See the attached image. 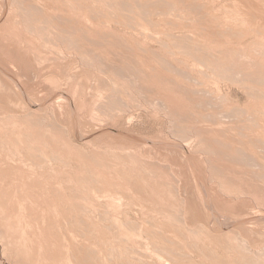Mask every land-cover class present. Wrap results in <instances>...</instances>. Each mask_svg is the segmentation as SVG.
Masks as SVG:
<instances>
[{
    "label": "rangeland",
    "instance_id": "374dc122",
    "mask_svg": "<svg viewBox=\"0 0 264 264\" xmlns=\"http://www.w3.org/2000/svg\"><path fill=\"white\" fill-rule=\"evenodd\" d=\"M0 135V264H264V0H0Z\"/></svg>",
    "mask_w": 264,
    "mask_h": 264
},
{
    "label": "bare ground",
    "instance_id": "6f19581e",
    "mask_svg": "<svg viewBox=\"0 0 264 264\" xmlns=\"http://www.w3.org/2000/svg\"><path fill=\"white\" fill-rule=\"evenodd\" d=\"M33 1H34V0H33ZM96 1H97V0H96ZM101 1H102V0H101ZM104 1H105V0H104ZM106 2H107V1H106ZM30 3H32V2H30ZM167 3H168V2H167ZM151 4H152V3H151ZM163 4H164V3H163ZM195 4H196V3H195ZM24 5H25V4H24ZM26 5H27V4H26ZM134 5H135V4H134ZM185 5H186V4H185ZM161 6H163V5H161ZM22 7H23V6H22ZM142 7H143V6H142ZM147 7H148V6H147ZM155 7H156V6H155ZM29 8H30V7H29ZM131 8H132V7H131ZM175 8H176V7H175ZM187 10H188V9H187ZM31 12H32V11H31ZM152 12H154V11H152ZM179 12H180V11H179ZM41 13H42V12H41ZM93 13H95V12H93ZM191 13H192V12H191ZM227 13H228V12H227ZM117 14H118V13H117ZM28 15H29V14H28ZM34 15H35V14H34ZM162 15H163V14H162ZM182 15H183V14H182ZM150 16H151V15H150ZM150 16H149V17H150ZM151 17H152V16H151ZM42 18H43V17H42ZM139 18H140V17H139ZM175 18H176V17H175ZM231 18H232V17H231ZM39 19H40V18H39ZM59 19H60V18H59ZM140 19H141V18H140ZM244 19H245V18H244ZM26 20H27V19H26ZM50 20H51V19H50ZM242 20H243V19H242ZM51 21H52V20H51ZM57 21H58V20H57ZM32 23H33V22H32ZM137 25H139V24H137ZM70 27H73V26H70ZM146 27H147V26H146ZM149 30H150V29H149ZM51 32H52V31H51ZM81 33H82V32H81ZM78 34H79V33H78ZM227 36H228V35H227ZM112 37H113V36H112ZM79 38H80V37H79ZM95 38H96V37H95ZM105 38H106V37H105ZM56 39H57V38H56ZM59 39H60V38H59ZM111 40H112V39H111ZM124 40H126V39H124ZM107 42H108V41H107ZM127 42H128V41H127ZM83 46H84V45H83ZM110 46H111V45H110ZM107 47H109V46H107ZM114 47H115V46H114ZM92 48H93V47H92ZM256 48H257V47H256ZM262 48H263V47H262ZM120 50H121V48H120ZM189 50H190V49H189ZM257 50H258V49H257ZM121 51H124V50H121ZM240 51H241V50H240ZM116 53H118V52H116ZM124 53H125V52H124ZM260 53H261V52H260ZM100 54H101V53H100ZM103 54H105V53H103ZM221 54H222V53H221ZM141 55H142V54H141ZM212 55H213V54H212ZM229 55H230V54H229ZM229 55H226V56H229ZM233 55H234V54H233ZM238 55H239V53H238ZM241 55H242V54H241ZM108 56H111V55H108ZM219 56H220V55H219ZM219 56H218V57H219ZM223 56H224V55H223ZM221 57H222V56H221ZM224 57H225V56H224ZM236 57H237V56H236ZM61 58H62V57H61ZM225 58H226V57H225ZM228 58H229V57H228ZM233 58H234V57H233ZM237 58H238V57H237ZM220 59H221V58H220ZM250 59H251V58H250ZM114 60H115V59H114ZM154 60H155V59H154ZM197 60H198V59H197ZM202 60H203V59H202ZM218 60H219V58H218ZM229 60H230V59H229ZM237 60H238V59H237ZM239 60H241V59H239ZM107 61H108V60H107ZM139 61H140V60H139ZM152 61H153V60H152ZM166 61H167V60H166ZM226 61H228V60L226 59ZM248 61H249V60H248ZM160 62H161V61H160ZM224 62H225V61H224ZM236 62H237V61H236ZM107 63H108V62H107ZM110 64H111V63H110ZM110 64H109V65H110ZM133 64H134V63H133ZM163 64H164V63H163ZM228 64H229V63H228ZM251 64H252V62H251ZM255 64H256V63H255ZM106 65H107V64H106ZM233 65H234V64H233ZM236 65H237V64H236ZM236 65H235V66H236ZM255 66H256V65H255ZM260 66H261V65H260ZM138 67H140V66H138ZM132 68H133V67H132ZM142 68H144V67H142ZM230 68H231V67H230ZM232 68H233V67H232ZM251 68H252V67H251ZM153 69H154V68H153ZM244 69H245V68H244ZM262 69H263V68H262ZM144 70H145V69H144ZM215 70H216V69H215ZM240 70H242V68H240ZM250 70H251V69H250ZM135 72H137V71H135ZM163 72H164V71H163ZM220 72H221V71H220ZM242 72H243V71H242ZM153 73H155V71H154ZM164 73H165V72H164ZM151 74H152V73H151ZM257 74H258V73H257ZM258 75H259V74H258ZM117 76H118V75H117ZM143 77H144V76H143ZM143 80H144V79H143ZM56 81H57V80H56ZM140 81H142V80H140ZM254 81H255V80H254ZM172 82H174V81H172ZM69 83H70V82H69ZM252 84H253V83H252ZM17 87H18V86H17ZM199 97H200V96H199ZM255 98H256V97H255ZM172 99H173V98H172ZM259 99H260V98H259ZM160 101H161V100H160ZM181 103H182V102H181ZM211 103H212V102H211ZM261 104H262V103H261ZM186 110H187V109H186ZM220 111H221V110H220ZM220 111H219V112H220ZM194 112H195V111H194ZM216 114H217V113H216ZM223 114H224V113H223ZM175 115H176V114H175ZM208 115H209V114H208ZM217 115H218V116H221V117L223 116V115H220V113L217 114ZM19 116H20V115H19ZM225 116H226V115H225ZM208 117H209V116H208ZM210 117H211V116H210ZM212 117H213V116H212ZM216 117H217V116H216ZM25 119H26V118H25ZM41 119H42V118H41ZM34 120H35V119H34ZM183 120H184V119H183ZM251 120H253V119H251ZM2 121H3V120H2ZM30 122H31V121H30ZM187 122H188V121H187ZM195 122H196V121H195ZM213 122H214V121H213ZM228 122H229V121H228ZM255 122H256V121H255ZM17 123H18V121H17ZM205 123H206V122H205ZM220 123H221V122H220ZM196 124H197V123H196ZM14 125H15V124H14ZM50 126H51V125H50ZM225 127H226V126H222L219 130L216 128V129L218 130V131H217L218 134L215 133L216 135H214V138H215V136L218 137V138H215L214 141H215L216 139H217V141H215V142H213L212 140H211V141H212L213 144H216V147H218V148H219V147H220V148H221V147L224 148L223 145L225 146L226 142H227L228 139H229L228 142H229V146H230V147L226 146L225 148L228 147V148L230 149V148H232V145H234V143H235L236 141L231 142V141H230V140H231L230 138L227 139V137H226V139H227V140H226V139H223L222 137H220L221 135H222V136L224 135V132H225V131L231 133L230 128L226 130ZM227 127H228V126H227ZM256 127H257V126H256ZM36 130H37V129H36ZM220 130H222L221 132L223 133V134L221 133V135H220V133H219ZM51 131H53V130H51ZM215 131H216V130H215ZM232 131H233V130H232ZM250 131H252V130H250ZM210 132H211V131H210ZM213 132H214V130H213ZM213 132H212V133H213ZM227 132H225V135L227 134ZM252 132H253V131H252ZM1 133H2V132H1ZM206 133H207V132H206ZM230 133H229V134H230ZM232 133H233V132H232ZM245 133H246V132H245ZM13 134H14V132H13ZM210 134H211V133H210ZM229 134H228V135H229ZM237 134H238V133H236V136H237ZM32 135H33V134H32ZM211 135H212V134H211ZM211 135H210V136H211ZM217 135H218V136H217ZM219 135H220V136H219ZM225 135H224V136H225ZM228 135H227V136H228ZM232 135H233V134H232ZM256 135H257V134H256ZM0 136H1V135H0ZM196 136H197V135H196ZM207 136H208V135H207ZM210 136H209V137H210ZM224 136H223V137H224ZM57 137H58V136H57ZM219 137L222 138V140H226V142H224V143H223V141L221 142V141H220L221 139H220ZM229 137H231V136H229ZM233 137H234V136H233ZM257 137H258V136H257ZM224 138H225V137H224ZM236 138H237V137H236ZM236 138H235V139H236ZM252 138H253V137H252ZM5 139H6V138H5ZM207 139H208V138H207ZM219 139H220V140H219ZM248 139H249V138H248ZM46 140H47V139H46ZM183 140H184V139H183ZM218 140H219V141H218ZM31 141H32V140H31ZM238 141H239V140H237V142H238ZM240 141H242V139H240ZM240 141H239V142H240ZM65 142H66V141H65ZM179 142H180V141H179ZM219 142H221V143H219ZM184 143H185V142H184ZM212 143H211V144H212ZM218 143H219V144H218ZM230 143H231V144L233 143V144L230 145ZM242 143H243V142H242ZM245 143H248V142H245ZM245 143H244V144H245ZM157 144H158V143H157ZM217 144H218V145H217ZM220 144H221L222 146H219ZM237 144H238V143H237ZM248 144H249V143H248ZM227 145H228V143H227ZM235 145H236V144H235ZM235 145H234V148L236 149V147H237L239 144H238L237 146H235ZM240 145H241V144H240ZM246 145H247V144H246ZM254 145H255V144H254ZM254 145H253V146H254ZM186 146H187V145H186ZM189 146H190V145H188V147H189ZM62 147H63V146H62ZM212 147H213V146H212ZM246 147H248V146H246ZM35 148H36V147H35ZM194 148H195V147H194ZM238 148H239V146L237 147V151H236L237 153L239 152V151H238ZM250 148H251V147H250ZM250 148H248V149L250 150ZM53 149H54V148H53ZM190 149H191V148H190ZM229 149H228V151H229ZM232 149H233V148H232ZM244 149H245V148H244ZM248 149H247V150H248ZM251 149H252V148H251ZM260 149H261V148H260ZM43 150H44V149H43ZM144 150H145V149H144ZM216 150H217V149H216ZM239 150H240V149H239ZM241 150H242V149H241ZM253 150H254V148H253ZM198 151H199V150H198ZM233 151H234V149H233ZM250 151H251V150H250ZM108 152H110V151H108ZM121 152H123V151H121ZM236 152H235V154H237ZM130 153H132V152H130ZM211 153H212V152H211ZM240 153H241V152H240ZM240 153H238V155H239ZM193 154H194V153H193ZM215 154H216V153H215ZM242 154H243V152H242ZM242 154L239 155V158L242 156ZM57 155H58V154H57ZM219 155H220V154H219ZM238 155H237V157H238ZM244 155H245V154H244ZM247 155H248V154H247ZM257 155H258V154H257ZM220 156H221V155H220ZM235 156H236V155H235ZM83 157H84V156H83ZM95 157H96V156H95ZM103 157H104V156H103ZM200 157H202V156H200ZM222 157H223V156H222ZM254 157H255V156H254ZM239 158H237L238 160H237L236 162H238L239 160L241 161V159L244 158V156L241 157V159H239ZM252 158H253V157H252V155H251V157L249 158V159H250L249 161H251ZM226 159H227V158H226ZM234 159H236V157H234ZM234 159H233L232 161H234ZM213 160H214V159H213ZM224 160H225V159H224ZM228 160H229V159H228ZM246 160H247V159H246ZM139 161H140V160H139ZM217 161H219V160H217ZM243 161H244V159H242V162H243ZM253 161H254V159H253ZM142 162H143V161H142ZM234 162H235V161H234ZM242 162H239V163H242ZM109 163H110V162H109ZM115 163H116V162H115ZM218 163H220V162H218ZM187 164H188V163H187ZM223 164H225V162L221 164V165L224 167L225 165H223ZM4 165H5V164H4ZM242 165H243V164H242ZM248 165H249V164H248ZM154 166H155V165H154ZM226 166H228V165H226ZM226 166H225V167H226ZM256 166H257V165H256ZM22 167H23V166H22ZM216 167H217V166H216ZM223 167H222V168H223ZM233 167H234V166H233ZM227 168H228V167H226V169H227ZM238 168H239V167H238ZM28 169H30V168H28ZM21 170H22V169H21ZM148 170H149V169H148ZM84 172H85V171H84ZM237 172H238V171H237ZM22 174H23V173H22ZM210 174H211V173H210ZM83 175H84V174H83ZM97 175H99V174H97ZM195 175H196V174H195ZM5 177H6V176H5ZM10 177H11V176H10ZM35 177H36V176H35ZM247 177H248V176H247ZM13 178H14V177H13ZM36 178H37V177H36ZM38 178H39V177H38ZM204 178H205V177H204ZM1 180H2V179H1ZM235 180H236V178H235ZM84 181H85V180H84ZM88 181H89V180H88ZM98 181H99V180H98ZM98 181H97V182H98ZM148 181H149V180H148ZM149 182H152V181H149ZM236 182H237V181H236ZM16 183H17V182H16ZM20 183H21V182H20ZM17 184H18V183H17ZM54 185H55V184H54ZM193 185H194V184H193ZM218 185H219V184H218ZM21 186H22V185H21ZM56 186H57V185H56ZM58 186H59V185H58ZM103 186H104V185H103ZM133 186H135V185H133ZM178 187H179V186H178ZM218 187H219V186H218ZM224 187H225V186H224ZM186 188H187V187H186ZM61 190H62V189H61ZM63 191H64V190H63ZM108 191H109V190H108ZM196 191H197V190H196ZM22 192H23V191H22ZM17 193H18V192H17ZM31 193H32V192H31ZM251 193H252V192H251ZM48 194H49V193H48ZM256 194H257V193H256ZM8 195H9V194H8ZM45 195H46V194H45ZM250 195H251V194H250ZM23 196H24V195H23ZM202 196H203V195H202ZM21 197H22V196H21ZM64 197H65V196H64ZM7 198H8V197H7ZM12 198H13V197H12ZM27 198H28V197H27ZM45 198H46V197H45ZM20 199H21V198H20ZM68 199H69V198H68ZM1 200H2V199H1ZM26 200H27V199H26ZM109 200H110V199H109ZM241 200H242V199H241ZM111 201H112V200H111ZM62 202H63V201H62ZM201 202H202V201H201ZM34 203H36V202H34ZM153 204H154V202H153ZM243 204H244V203H243ZM26 205H27V204H26ZM30 205H31V204H30ZM1 206H3V205H1ZM49 206H50V205H49ZM113 206H114V205H113ZM0 208H1V207H0ZM32 208H33V207H32ZM46 208H47V207H46ZM54 208H55V207H54ZM28 209H29V208H28ZM28 209H27V210H28ZM203 209H204V208H203ZM14 210H15V209H14ZM66 210H67V209H66ZM8 211H9V210H8ZM17 211H19V210H17ZM17 211H16V212H17ZM117 211H118V210H117ZM11 212H12V211H11ZM55 212H57V211H55ZM2 213H3V212H2ZM35 213H36V212H35ZM4 214H7V213H4ZM10 214H11V213H10ZM58 214H59V213H58ZM218 214H219V213H218ZM22 215H23V214H22ZM0 216H1V215H0ZM4 216H5V215H4ZM16 217L18 218V216H16ZM6 218H7V217H6ZM14 218H15V217H14ZM20 218H21V217H20ZM105 218H106V217H105ZM38 219H39V218H38ZM184 219H186V218H184ZM219 219H220V218H219ZM234 219H235V218H234ZM246 219H247V218H246ZM22 220H24V219H22ZM257 220H258V219H257ZM102 222H103V221H102ZM145 222H146V221H145ZM10 224H11V223H10ZM12 224H13V223H12ZM12 224H11V225H12ZM18 225H19V224H18ZM203 225H204V224H203ZM1 226H2V225H1ZM71 226H72V225H71ZM192 226H193V225H192ZM124 228H125V227H124ZM1 229H2V228H1ZM189 229H190V228H189ZM131 230H132V229H131ZM7 232H8V231H7ZM14 232H15V231H14ZM14 232H12V233H14ZM14 234H16V233H14ZM239 234H240V233H239ZM71 236H72V235H71ZM131 238H132V237H131ZM20 243H21V242H20ZM43 243H44V242H43ZM45 246H46V245H45ZM209 246H210V245H209ZM49 247H50V246H49ZM53 248H55V247H53ZM95 248H96V247H95ZM185 248H186V247H185ZM185 248H184V249H185ZM47 250H48V249H47ZM46 252H47V251H46ZM59 252H60V251H59ZM40 254H41V252H40ZM149 254H150V252H149ZM41 255H42V254H41ZM77 256H78V255H77ZM77 256H76V257H77ZM259 256H260V255H259ZM139 258H140V257H139ZM65 259H66V258H65ZM85 259H86V258H85ZM141 259H142V258H141ZM52 261H54V260H52ZM57 261H58V260H56L55 262H57ZM257 261H258V260H257ZM89 262H90V261H89ZM93 262H94V261H93ZM93 262H91V263H93ZM174 262H175V261H174Z\"/></svg>",
    "mask_w": 264,
    "mask_h": 264
}]
</instances>
